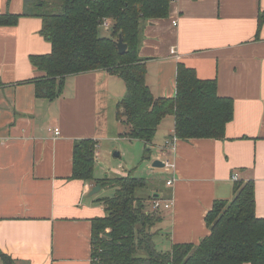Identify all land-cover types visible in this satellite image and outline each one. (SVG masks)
Wrapping results in <instances>:
<instances>
[{"label": "crops", "instance_id": "crops-1", "mask_svg": "<svg viewBox=\"0 0 264 264\" xmlns=\"http://www.w3.org/2000/svg\"><path fill=\"white\" fill-rule=\"evenodd\" d=\"M23 11L24 0H0V15L19 16L15 25L0 26V264L1 255L13 264H89L91 220L104 216L99 200L106 197L99 194L104 187L89 196L99 179H72L73 147L95 141L96 156L101 141L114 139L111 128L119 135L121 80L103 70L70 75L58 96L37 97L33 80L40 74L29 57L49 54L51 46L40 35L41 20ZM260 13L264 0H171L166 18L142 28L138 57L154 97L175 96L183 66L199 80H214L216 94L233 103L222 140H177L169 153L162 148L174 133L173 117L156 131L149 160L175 165L166 179L174 182L164 183L159 198L171 201L169 210L159 211L154 238L162 250L197 245L208 235L204 218L215 200L232 199L234 174L253 182L255 215L264 219Z\"/></svg>", "mask_w": 264, "mask_h": 264}, {"label": "trees", "instance_id": "trees-1", "mask_svg": "<svg viewBox=\"0 0 264 264\" xmlns=\"http://www.w3.org/2000/svg\"><path fill=\"white\" fill-rule=\"evenodd\" d=\"M171 0H24L23 17L41 20L40 35L50 43L46 55H31L40 76L33 80L36 96L54 98L70 75L103 70L121 78L125 95L116 104V118L127 127L124 137L144 144L143 160L162 121L172 116L177 140H222L232 120L233 103L216 94L214 80H199L194 71L178 66L175 96L154 97L145 81V62L138 57L142 28L167 17ZM19 16L0 15V26H13ZM264 20L259 14L258 25ZM109 23L110 34L101 36ZM122 35L127 48L117 52ZM96 142H75L72 179H93ZM112 181V182H111ZM113 189L100 199L104 216L91 220L89 264H264V219L255 215L253 182H233L231 200H215L204 221L208 235L197 245L157 248L152 229L161 216L150 213L144 197L147 182L130 172L95 181ZM111 182V183H110ZM144 194V195H143ZM157 194V193H156ZM3 264H13L1 255Z\"/></svg>", "mask_w": 264, "mask_h": 264}, {"label": "rangeland", "instance_id": "rangeland-1", "mask_svg": "<svg viewBox=\"0 0 264 264\" xmlns=\"http://www.w3.org/2000/svg\"><path fill=\"white\" fill-rule=\"evenodd\" d=\"M100 32L101 36L107 37L110 34V30H108V32L106 30L103 32L100 29ZM119 79L121 80V85H119L121 87L119 97L122 98L125 95V85L123 80L121 78ZM121 126L120 136L116 134V132L113 133L111 128V135H113L114 139H105L98 145V154L95 156L93 177L99 180L105 177L112 179L116 176H124L130 172L134 177L146 180L148 190L145 192V195L143 194L145 198L147 194L151 193H157L160 198V195L163 196L165 194L164 183L166 179L171 176V171L166 172L165 168H152L151 163L153 160H143V144L140 141L126 140L124 138V133L127 127L124 125ZM113 153H119V157H113ZM99 194L103 197H112L114 191L111 188L104 187ZM146 206L147 211L150 213L154 212L151 208V200L146 199ZM157 214L160 215V212H157ZM156 228H158L157 225L153 227L152 232H155L157 230ZM157 248L160 249L158 246Z\"/></svg>", "mask_w": 264, "mask_h": 264}, {"label": "built area", "instance_id": "built-area-1", "mask_svg": "<svg viewBox=\"0 0 264 264\" xmlns=\"http://www.w3.org/2000/svg\"><path fill=\"white\" fill-rule=\"evenodd\" d=\"M102 27L109 28V23L105 22L102 25ZM53 134L55 136H58L59 130L58 129L53 130ZM176 142H177V138L174 135H172L170 138L165 140L162 151L174 153L176 151ZM163 163H164V168L166 171H172V172L174 171L175 165L173 162L165 160V161H163ZM230 179L232 182H236L239 180V178L236 174L231 176ZM173 182H174V178H170L165 182V186L170 187V186H172ZM170 207H171V201H163L160 199H154L151 201V208L154 211L169 210Z\"/></svg>", "mask_w": 264, "mask_h": 264}, {"label": "water", "instance_id": "water-1", "mask_svg": "<svg viewBox=\"0 0 264 264\" xmlns=\"http://www.w3.org/2000/svg\"><path fill=\"white\" fill-rule=\"evenodd\" d=\"M116 48H117V52L118 54L122 55L124 54V52L126 51V44L123 43V39H122V35L119 34L118 35V39L116 41ZM113 157H119V153H113ZM151 167L152 168H157V169H161V168H164V163L160 160H153L152 163H151ZM100 185H95L90 193H89V196H93L95 194H97L99 191H100ZM153 199H159V195L158 194H153Z\"/></svg>", "mask_w": 264, "mask_h": 264}]
</instances>
